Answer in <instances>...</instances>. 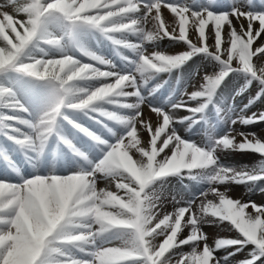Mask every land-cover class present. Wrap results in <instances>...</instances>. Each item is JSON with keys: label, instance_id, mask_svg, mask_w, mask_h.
<instances>
[{"label": "snow or ice", "instance_id": "obj_1", "mask_svg": "<svg viewBox=\"0 0 264 264\" xmlns=\"http://www.w3.org/2000/svg\"><path fill=\"white\" fill-rule=\"evenodd\" d=\"M229 3V11L213 10L218 0L0 4V264H229L249 247L238 264H264V204L233 199L216 187L246 185L251 191L264 182V159L239 170L220 163L222 152L264 157V140L236 128L264 123V111L246 115L264 97V42L256 44L264 35V10H256L255 0ZM259 6L264 9V0ZM162 8L173 14V25ZM96 34L118 60L84 42ZM164 39L187 50L149 52L147 45L159 47ZM195 56L214 61L218 70L205 73L196 90L186 89L169 106L148 99L167 83H153L161 74L171 75ZM234 73L245 78L238 95L253 82L259 91L230 118L228 131L210 135L207 143L183 136L179 128L191 131L207 122L209 105ZM145 105L157 117L155 126L142 118ZM181 111L187 114L178 117ZM138 125L149 135L147 146ZM237 136L243 139L237 142ZM50 142L84 164L58 173L45 155ZM93 149L100 154L96 161L89 155ZM17 153L32 174L14 159ZM173 176L209 187L195 199L174 196L179 206L162 214L161 189ZM100 180L116 191L98 189ZM199 197L205 200L197 206ZM225 222L237 236L210 245L203 226ZM221 249L227 256L217 255Z\"/></svg>", "mask_w": 264, "mask_h": 264}, {"label": "rangeland", "instance_id": "obj_2", "mask_svg": "<svg viewBox=\"0 0 264 264\" xmlns=\"http://www.w3.org/2000/svg\"><path fill=\"white\" fill-rule=\"evenodd\" d=\"M181 3H187L189 5L192 4V0H180ZM200 4L207 5L208 0H199ZM7 3V0L2 2L0 0V4ZM243 3V0H241ZM257 3V11L264 10L259 6V0H255ZM218 8L213 10L219 11H229L230 3L229 0H218ZM4 11L11 12V8H5ZM243 10H248L247 6L244 5ZM162 14L165 18V22L168 24V18L172 17L173 14L166 8L161 9ZM21 19L23 17H20ZM233 23L239 29L240 22L236 21L233 18ZM171 26V25H170ZM246 26V22H245ZM148 28H152V24L148 25ZM212 25H209L208 30L210 31ZM228 26L225 25V35L227 34ZM189 35L195 41V36L190 31ZM133 40L135 38H132ZM84 42L93 48H98L104 55L108 56L110 59L118 60V57L115 56L114 51L111 45L104 40L99 34L96 35H88L83 38ZM264 42V35L256 42V44H260ZM214 43V40L210 39L209 44ZM181 45L187 50L186 45L183 43H175L168 39H164L159 41V47H154L152 45H147L149 52L152 51H162L167 54H171L173 51V45ZM256 45H254L255 47ZM127 55H132L130 52H125ZM218 67L216 66L214 61L209 60L208 58L195 56L190 59L187 63H185L178 70H174L171 75L161 74V77H158L156 81L153 83L159 82L163 80L162 78L166 77L170 79V83H166L163 88L160 89L154 96H149L148 99L151 100L154 104L169 106L170 104L178 101L182 93L187 89L189 92L196 90L199 85L202 83V77L205 73H211L213 71H217ZM167 75V76H164ZM176 84L173 87V84ZM245 85V78L238 74H232L228 77L224 83L221 85L220 89L217 92L216 100L214 105H209L208 113L206 121H202L201 124L196 125L191 129V131H187L185 128L181 127L178 130L181 132L183 136L186 138H191L196 142H205L207 143L210 135H223L226 131H228L230 127V118H235L237 114H239V110L244 107V105L249 104V101L257 94L259 91V85L253 82L251 87H248L246 91H244L243 95H238L237 93ZM186 99V97H185ZM194 104V102H191ZM219 109V111H217ZM264 111V97H261L259 100H256L252 103L249 108L246 110V115L251 116L253 112ZM187 113L181 111L178 112V117L186 115ZM144 120L150 121L155 126L157 117L155 113L151 112L150 108L145 105L143 106V117ZM91 123V122H88ZM70 127V126H67ZM92 127L95 128L96 125L92 124ZM238 131H242L245 133L255 132L256 135L264 140V136H261V129L264 128V123L255 124V125H236ZM138 130H140L141 139L144 142V145L147 146L149 135L146 131L142 130L141 126L138 125ZM252 137H249L251 139ZM86 139V138H85ZM237 142L241 141L243 137L237 136ZM168 151V150H166ZM63 154V159H61V155ZM48 158L50 164L55 163L57 172L60 174H68L69 172H73L77 169L78 164H84L83 161H78L75 158H72L71 153L67 151V149L63 145H57L55 142H50L49 149L45 153ZM89 155L93 161H96L100 158V154L95 150H91ZM134 157L139 158L138 154L133 152ZM163 155V154H161ZM220 163L224 166L228 167H236L238 170L241 168H252L258 165V163L264 158L259 154L251 153V152H222L219 154ZM17 163L20 164L23 171L26 174H32V169L25 162L24 157L20 154H16L14 156ZM1 165L0 169H3V165ZM86 166V165H85ZM46 169L41 168V174H46ZM98 189L107 188L111 191H116L114 184L109 181L100 180L97 185ZM209 185L205 182H197L194 180L183 179L180 177L173 176L169 177L165 182L164 187L161 189L162 195V214L167 212L174 211L176 205L173 197L176 199H180L183 196L185 201L189 199H195L200 195V193L206 190ZM216 187L220 188V191H227V194L233 199H239L243 202L254 201L257 204H264V192L260 191L261 187H264V182L261 185L254 187L251 191H249L246 185H217ZM207 199L215 200L216 198L209 195ZM202 197L197 199V206L204 201ZM251 211V209H248ZM203 231L208 235V243L214 246L215 240L217 238H235L237 233L234 230H230V226L225 222L222 225L218 224H205L203 226ZM182 235H187V230ZM202 247V245H201ZM191 249L188 246L184 247V251H190ZM248 249L237 253L235 256L230 258L229 264H238L240 260H243L248 257ZM227 251L221 249L217 255L218 256H227ZM175 264V261H173ZM257 264H262V262H257Z\"/></svg>", "mask_w": 264, "mask_h": 264}, {"label": "bare ground", "instance_id": "obj_3", "mask_svg": "<svg viewBox=\"0 0 264 264\" xmlns=\"http://www.w3.org/2000/svg\"><path fill=\"white\" fill-rule=\"evenodd\" d=\"M5 0H2V2H4ZM169 20H168V24L169 25H173V22H174V16H172V17H170V18H168ZM173 48H175V49H173V51L171 52V54H179V53H181V52H183V51H185V49H184V47L183 46H181V45H173ZM164 76H167V75H164ZM166 77H164V78H162L163 80L165 79ZM170 83L171 81H170V79L169 78H167V83ZM173 84V83H172ZM176 86V84H173V87H175ZM261 134H259V135H261V136H264V128H262L261 129ZM0 168H1V165H0ZM203 199H204V197H202Z\"/></svg>", "mask_w": 264, "mask_h": 264}]
</instances>
